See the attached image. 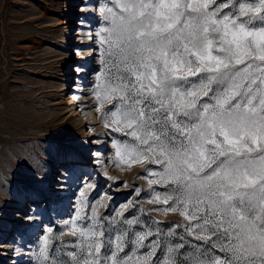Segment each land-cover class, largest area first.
Segmentation results:
<instances>
[{"label": "snow or ice", "instance_id": "snow-or-ice-1", "mask_svg": "<svg viewBox=\"0 0 264 264\" xmlns=\"http://www.w3.org/2000/svg\"><path fill=\"white\" fill-rule=\"evenodd\" d=\"M85 11L94 110L119 134L111 162L141 170L134 191L151 207L101 213L99 171L61 143L59 178L33 190L21 217L38 229L35 264H264V0H90ZM102 156L94 165L115 180ZM53 214L73 238L60 247Z\"/></svg>", "mask_w": 264, "mask_h": 264}, {"label": "rangeland", "instance_id": "rangeland-1", "mask_svg": "<svg viewBox=\"0 0 264 264\" xmlns=\"http://www.w3.org/2000/svg\"><path fill=\"white\" fill-rule=\"evenodd\" d=\"M89 3L0 0V264H35L38 229L23 227L21 217L28 211L33 190L55 182L53 177L64 162L57 151L61 143L70 141L79 149L82 171L92 172L93 167L99 171L100 175L93 172V177L100 182L99 196L109 203L107 209H99L101 213H112L113 207L133 199L151 207L147 197H137L134 191L144 184L137 176L141 170L137 166L121 169L111 162L112 139L119 134L105 129L94 110L90 88L98 52L89 60L85 53L98 45L86 42L88 25L94 24L92 13L85 11ZM73 53L76 60H72ZM71 94L80 97L75 109ZM87 131L91 132V146H87ZM98 150L115 180H108L103 167L94 165ZM41 178L43 185L37 184ZM71 203V192L64 193L57 205L64 220L72 211ZM53 215L57 231L52 242L60 247L61 239L73 238L66 232L60 237L64 223Z\"/></svg>", "mask_w": 264, "mask_h": 264}, {"label": "bare ground", "instance_id": "bare-ground-1", "mask_svg": "<svg viewBox=\"0 0 264 264\" xmlns=\"http://www.w3.org/2000/svg\"><path fill=\"white\" fill-rule=\"evenodd\" d=\"M73 7H75V4H74ZM76 8L78 9L77 6H76ZM70 24H72V21L70 22ZM92 26L93 25H91V24L88 25V28H87V31H86L87 33L93 31V27ZM71 34H74L75 35L76 33L71 32ZM88 39H89V37H88V34H87V41L86 42L89 43V46H96L95 42L92 39H89V40ZM94 50H95V48H93V47H90V48L87 49V51L85 53V56H88V60L91 59L92 56H93V58L96 56L97 52H94ZM76 58H77L76 54L73 53L72 54V60H76ZM74 70H76V67L72 64L71 71H74ZM71 97H72L71 100L74 102L72 105H74V109H75L76 106L78 105L77 99H75L76 96L73 95V94H71ZM74 109H72V111ZM78 110H79V107L76 109V111H78ZM86 134H87L86 137L89 138V140L87 141V144H88L87 146H91V143H90L91 142V132L87 131ZM106 137H108V134L106 135ZM107 143H109V142H107ZM60 169H61V167H58V170H60ZM54 179H57V176L56 177H53V180Z\"/></svg>", "mask_w": 264, "mask_h": 264}]
</instances>
